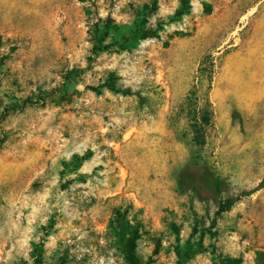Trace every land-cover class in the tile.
<instances>
[{"label": "rangeland", "instance_id": "374dc122", "mask_svg": "<svg viewBox=\"0 0 264 264\" xmlns=\"http://www.w3.org/2000/svg\"><path fill=\"white\" fill-rule=\"evenodd\" d=\"M122 241L258 264L264 0H0V264H129Z\"/></svg>", "mask_w": 264, "mask_h": 264}, {"label": "trees", "instance_id": "16d2710c", "mask_svg": "<svg viewBox=\"0 0 264 264\" xmlns=\"http://www.w3.org/2000/svg\"><path fill=\"white\" fill-rule=\"evenodd\" d=\"M214 185L217 188H219L217 182H215ZM251 194L252 192H249V193L244 192V193H241L238 197H229V198L224 199L220 203L218 214L228 211L231 206H233L236 202H238L241 199V197L249 196ZM119 223L121 226V230L123 232L125 229V225L123 221H119ZM122 243L124 246V253L126 254V259L129 262V264H139L137 255L135 252V245L133 244V242L132 241H128V242L122 241ZM257 261H258V264H264V250H259L257 252Z\"/></svg>", "mask_w": 264, "mask_h": 264}]
</instances>
